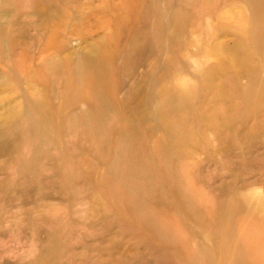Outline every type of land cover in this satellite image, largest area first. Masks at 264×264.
<instances>
[{"label":"rangeland","instance_id":"374dc122","mask_svg":"<svg viewBox=\"0 0 264 264\" xmlns=\"http://www.w3.org/2000/svg\"><path fill=\"white\" fill-rule=\"evenodd\" d=\"M0 264H264V0H0Z\"/></svg>","mask_w":264,"mask_h":264},{"label":"bare ground","instance_id":"6f19581e","mask_svg":"<svg viewBox=\"0 0 264 264\" xmlns=\"http://www.w3.org/2000/svg\"><path fill=\"white\" fill-rule=\"evenodd\" d=\"M111 5V4H110ZM113 18V17H112ZM82 19H83V17L82 16H80L79 17V22H81L82 21ZM94 22V21H93ZM74 23H75V21H74ZM73 23V24H74ZM75 26V25H74ZM76 27V26H75ZM73 28V27H72ZM71 35H73V36H75V35H77V38L79 39V40H84V39H86V35L84 36L83 34H81V33H78V31H76V29H72L71 30V33H70ZM64 59L65 60H69V58H66V57H64ZM64 60V61H65ZM59 61H63V60H59ZM160 96H161V94H160ZM108 102V101H107ZM162 105V107H163V110H165L169 115H171L172 113H174L176 110H175V108H174V106H172V105H170V103L168 102V101H165L164 102V100H162L160 103H159V107ZM161 121H162V123H163V125H164V118H162L161 119ZM166 124V123H165ZM165 127H167L166 125H164ZM132 152H135V149L132 147L131 148V150H130V152L129 153H132ZM146 168H149V167H147V166H145ZM143 168V167H142Z\"/></svg>","mask_w":264,"mask_h":264}]
</instances>
